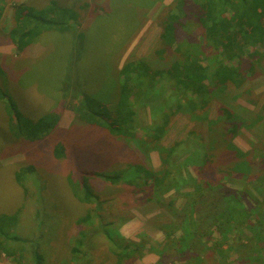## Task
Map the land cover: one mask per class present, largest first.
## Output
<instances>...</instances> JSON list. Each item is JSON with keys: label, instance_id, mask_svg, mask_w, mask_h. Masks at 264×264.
Here are the masks:
<instances>
[{"label": "rangeland", "instance_id": "374dc122", "mask_svg": "<svg viewBox=\"0 0 264 264\" xmlns=\"http://www.w3.org/2000/svg\"><path fill=\"white\" fill-rule=\"evenodd\" d=\"M5 1L0 18V67L6 80L0 90L6 89L12 95L25 117L37 121L52 114L58 117V123L42 141H31L10 130L0 101V217L15 215L12 235H17L19 242H5L6 247H0V264H16L9 249L19 246H38L42 264H117L119 257L104 233L76 224L88 210H95L96 204H82L74 196L67 180L73 170L76 181L89 178L95 193L105 200V234L115 229L138 243L132 247L136 251L133 257L124 258L119 264H236L238 256L244 254L243 247L238 246L242 240H234L242 234L240 230L230 234L216 229L205 231L211 239L209 248L194 241L184 252L180 245L166 242V234L176 228L171 232L173 239H182L181 230L187 226L183 207L201 185L216 191L224 188V193L238 195L248 203L255 197L262 202L264 181L259 184L235 172L228 174L240 158L237 160L235 153L218 146L220 130L211 137L207 129L209 122L224 121L222 107L231 109L236 115L231 129L237 127L231 142L248 154L250 175H264V59L258 55L262 50L247 44L237 50L242 52L241 57L226 63L246 70L247 80L239 88L216 89L209 95L211 101L204 110L179 111L177 101L187 104L189 97H181L174 81L158 82L163 106L158 105L159 95L153 91L133 101L127 111L134 112V137L126 138L88 122L84 116L76 119L73 102L82 101L89 113H117L121 69L128 62L157 59L155 52L161 41L159 18L175 0H56L69 8L85 2L90 16L85 13L84 24L78 27L82 39L74 31L45 32L21 54L7 35L13 25L14 6L28 2L38 8L52 0ZM194 30L189 23L187 33ZM211 55L206 53L205 59ZM171 59L170 56L165 63L158 61L155 67L163 68ZM165 119L168 124L156 141V127ZM59 141L67 147V157L62 160L53 155L54 142ZM209 145L216 150L210 151L214 162L204 164L208 168H192L185 163L191 152L199 149L205 153ZM136 164L165 176L167 182L156 193L152 181L139 174L134 182L138 185H133L130 181L136 170L131 166ZM123 170L126 172L121 181L107 182L103 188L98 184L101 178L89 175H114ZM16 176L22 179L23 187ZM149 192H153L152 201L147 200ZM215 193L220 192H213L209 199ZM199 239L202 243L207 240ZM217 243L223 245L217 247ZM193 246L199 253L192 252ZM222 251L230 257L228 260L217 259L215 254ZM22 259L33 264L32 251L25 252ZM257 264H264V258Z\"/></svg>", "mask_w": 264, "mask_h": 264}, {"label": "trees", "instance_id": "16d2710c", "mask_svg": "<svg viewBox=\"0 0 264 264\" xmlns=\"http://www.w3.org/2000/svg\"><path fill=\"white\" fill-rule=\"evenodd\" d=\"M5 6L6 1L0 0V18ZM43 6H45L44 3L37 8L28 2H22L14 6L13 25L8 29L7 35L20 54L25 52L45 32L64 34L74 31V35L82 39V32L78 31V27L84 24L85 13L90 16V10L89 8L87 10L84 1L78 2L73 8L64 7L56 0L50 1L45 7ZM189 23L195 29L192 34L187 33ZM159 24L161 41L159 49L155 52L157 59L152 61L140 59L128 62L120 71L118 83L120 101L118 112L114 113V117L111 113L107 114L101 111L89 113L83 106L82 101H75L73 103L76 106L74 109L76 119L81 115L88 122L109 129L110 131H108L111 134L133 138L134 112L132 110L127 111V109L133 101H138L139 98L141 99L146 95V92L152 91L159 95L158 105L162 107L158 82L161 83L165 79L174 81L176 89L182 93L181 97H189L187 104L177 101L176 108L179 111L187 109L196 112L207 107L209 101H211L209 95L214 93L216 89L221 91V89H228L232 86L239 88L245 83L248 78L247 71L226 63L241 57L242 52L239 53L237 50L242 49L243 44L261 49L262 51H259L258 55L262 60L264 59V0H175L168 7L167 12L159 18ZM211 49L212 51L209 52ZM196 52L201 54L198 55ZM206 53L212 54L208 60L205 59ZM170 56L173 59L166 63L163 68L155 67L158 61L165 63L168 61H165L167 57ZM72 69L73 65L70 66L69 73ZM5 80V71L0 67V84ZM207 81L209 85L206 84ZM0 101L8 116L10 130L27 137L31 141H42L45 135L53 131L58 123V117L56 118L52 114H47L37 121L25 117L6 89L0 90ZM221 112L224 121L217 124L209 122L207 129L211 137L217 130H220L221 137L218 146L235 153L237 160L240 158L239 163L231 165L233 172H228V174L235 172L243 179L253 178L260 184L264 181V175L251 176L252 171L246 159L248 154L236 148L231 142V138L234 136L233 130L237 129L236 126L233 127V130L231 129V126L236 122V115L231 109L225 107L221 108ZM167 124L168 119H165L162 125L156 127L159 133L158 137H154L156 141L160 140V135L164 132ZM199 132H202V130ZM211 150H216V147L209 145L205 153L195 149L190 153L185 163L192 168L204 170V164L214 162L213 155L210 154ZM53 155L59 160L65 159L67 157L66 145L61 141L54 142ZM131 167L136 170L130 181L133 185H138L134 182L139 174L144 180L152 181V184L156 186H154L156 193L157 188L167 182L165 176L156 175L154 171L145 165L136 164ZM205 167L208 168V166ZM30 172H33V169ZM124 172L126 171L123 170L121 173L114 175L91 172L89 175L90 178H101L102 182L98 184L103 188L108 185L107 182L121 181ZM74 173H76V170H73L67 179L74 196L82 204H96V209L88 210L85 216L77 219L76 224L90 227L98 233H104L115 248L116 256L119 257L117 264L121 263L124 258L131 259L136 253L132 247H137L138 243L126 239L115 229L105 234L103 229L104 217L108 216L107 211L102 212L106 203L105 200H102L95 193V188L90 184L89 178L83 177L82 180L77 178L78 181H76ZM16 178V181L23 187L20 176H16ZM214 189L211 187L203 188L201 185L189 195L187 203L183 207L187 215L185 220L187 226L181 230L183 237L181 240L173 239L174 233L171 232L176 229L173 228V231L166 234V242L170 245H180L183 252L188 251L194 241L209 248L211 239L205 235V231L216 229L218 232L224 230L227 234H230L240 230L242 234H239L237 239H233L237 242L242 240V243H239L238 246L243 247L241 251L244 254L238 256L236 264H257L261 262L264 258V198L260 202V198L255 197L257 201L254 200L252 203H248L238 195H230L229 192L224 193V188L219 189V191ZM213 192L220 193H215L214 198L209 199ZM149 194L150 197L147 200H154L151 197L153 192H149ZM202 199H204V205ZM208 200L210 201L208 202ZM16 221L15 215L0 217V247H6L5 242L13 241V243L19 244L15 237L17 235H12ZM245 228L250 230L249 234H246L247 229ZM199 238L207 240L202 243ZM223 238L226 237L223 236ZM22 242H25V240ZM220 245L223 244L217 243V247ZM192 248V252L199 253L195 251L198 249L197 247L193 246ZM9 251L10 257L16 259V264H27L22 257L28 251L33 253V264H42L43 262V256L38 246H26V248L19 246L18 249L10 248ZM182 251L180 249L181 254ZM215 255L220 261L230 258L229 256L227 258L226 254L224 255V251Z\"/></svg>", "mask_w": 264, "mask_h": 264}, {"label": "bare ground", "instance_id": "6f19581e", "mask_svg": "<svg viewBox=\"0 0 264 264\" xmlns=\"http://www.w3.org/2000/svg\"><path fill=\"white\" fill-rule=\"evenodd\" d=\"M92 184V183H91Z\"/></svg>", "mask_w": 264, "mask_h": 264}]
</instances>
